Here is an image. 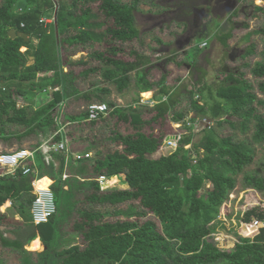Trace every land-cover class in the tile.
Wrapping results in <instances>:
<instances>
[{
    "label": "trees",
    "instance_id": "1",
    "mask_svg": "<svg viewBox=\"0 0 264 264\" xmlns=\"http://www.w3.org/2000/svg\"><path fill=\"white\" fill-rule=\"evenodd\" d=\"M148 1L60 0L56 6L54 0H0V139L50 136L49 151L42 146L33 150L40 177L53 180L57 207L48 222L35 225L31 211L35 174L18 169L11 175L0 167V225L30 229L24 240L21 233L10 239L0 231V246L19 251L22 264L31 263L35 252L25 245L38 237L45 249L36 252L37 264H56L55 257H60V264H264V226L253 236H240L233 249L219 248L212 240L213 227L230 205L238 183L245 192L264 194V174L246 172L256 156L254 145L264 146V114L258 111L264 99L244 71L227 72L215 90L202 85L201 99H195L193 89L186 91L194 112L191 120L206 117L214 125L202 130L198 142L193 132L184 133L176 150L162 153L163 140L175 131L157 134L146 128L168 120L170 114L171 121H184L189 114L178 111V105L180 95L186 94L167 90V72L158 82L151 79L154 64L148 55L132 48L133 59L121 56L126 43L141 41L135 12ZM253 6L264 19V5ZM236 15L237 11L231 14ZM43 17L55 19L46 24ZM13 30L30 39L19 34L13 37ZM257 34L264 36V25ZM232 37L233 30L218 35L225 47ZM96 44H104V49L88 55L99 65L76 71L74 67L86 60L73 56ZM255 51L251 43L245 56ZM260 56L250 73L264 93V44ZM98 73L120 93L133 85L137 98L123 107L102 95L109 93L105 87L97 86L94 94L80 87V78ZM157 85L163 87L166 99L152 106L141 103L140 93L153 91ZM36 89H51L52 98L39 106L32 104ZM19 98L26 104L19 106ZM76 98H83L88 106L107 102L111 111L88 121L86 109L75 114L67 111V104ZM64 101L66 110L60 116ZM225 122L243 135L252 131L250 140H241L235 133L218 135L215 125ZM68 124L71 129L64 131ZM66 140L68 153L52 149ZM188 144L191 148L186 149ZM101 175L124 177L128 187L103 190L97 180ZM123 204L127 206L119 207ZM247 204L238 210L237 224L264 221L262 205ZM98 206L115 207L113 213L119 218L107 219L110 211ZM150 213L151 217L144 218ZM67 235L80 237L82 244L58 250ZM1 262L6 261L0 251Z\"/></svg>",
    "mask_w": 264,
    "mask_h": 264
},
{
    "label": "rangeland",
    "instance_id": "2",
    "mask_svg": "<svg viewBox=\"0 0 264 264\" xmlns=\"http://www.w3.org/2000/svg\"><path fill=\"white\" fill-rule=\"evenodd\" d=\"M60 0H54L56 6ZM71 1V0H65ZM129 1V0H126ZM154 2V3H153ZM253 5H264V0H213L211 3H206L205 0H149L148 3L142 4L140 9L135 12L137 27L141 33V41L135 40L134 42L125 44V52L121 54L124 59H133L130 54V50L137 49L139 52L148 55L154 64L151 73V79L159 81L162 73H168L167 90L170 91L174 87L180 92H184L186 96L180 95L181 103L178 105V111H183L188 117L194 115L193 109L190 106L187 98L186 91L191 89L195 92V99L200 98L199 87L202 85H210L213 90L222 84L223 79L227 72L230 71H244L246 77L251 81H254L256 92L259 98L264 99V93H260L257 89V79H255L250 73V68L253 66L256 60L260 59V51L263 48L264 36L257 34V30L264 25V19L260 12L254 10ZM94 8H97V4H94ZM238 12V15L232 17L233 12ZM233 21V22H232ZM233 30V37L229 40V46L225 47L218 35L224 32ZM158 39L162 40L159 42ZM203 41H208L207 47H201ZM37 42V40H35ZM251 43L256 46L255 54L246 55L247 49L251 46ZM25 50V47H23ZM96 49H104V44H96L90 46L86 51H80L73 56V59H80L84 57L86 63H79L74 68L76 71H80L89 66L99 65V62L89 57V52ZM62 52V51H61ZM63 57L66 58V53L63 52ZM168 58L173 60L169 61ZM33 59H30L32 62ZM134 75V73H133ZM80 87L94 94L97 86L105 87L109 90L102 95L106 96L110 101H114L116 104L127 107L133 103L137 98L136 88L131 85L120 93L115 84L104 80L101 75L91 74L88 78L79 80ZM154 91V100L162 97L163 87L157 85ZM152 91V92H153ZM99 94V93H98ZM96 94L95 96H97ZM140 101L142 102L143 95L140 93ZM52 98L50 90L36 89L35 95L31 100V103L39 106ZM24 98H19L18 104L22 106L26 104ZM62 102L60 106V116L63 111L67 109L71 113H79L85 110L88 103L83 98L71 99L70 103ZM149 105V104H146ZM258 111L264 114V105H258ZM173 114H170L169 119L166 121H157L147 126L146 130L154 131L157 134L172 132L176 125L171 124ZM230 117V116H226ZM231 119H238L237 117H231ZM71 125H65L62 129L68 131L71 129ZM183 127V126H182ZM179 128L181 131L189 129L187 127ZM215 131L218 135L234 134L239 139L250 140L252 131L248 135H243L240 129H233L230 124L225 122L223 126L215 125ZM191 131L194 133V141L198 142L204 132L202 129L196 128ZM11 130H21L20 128L11 127ZM50 136L44 134H34L28 136L22 140L12 137L8 140L0 139V152H6L16 150L19 148H27L30 150L36 147H44L45 151H49L50 148L46 145ZM68 139V138H67ZM69 141V140H68ZM256 147V156L254 162L246 168V172H258L264 174L262 168V162L264 160V146L254 145ZM52 149H54L52 147ZM162 152V151H161ZM32 160L35 161V165H38V155L34 152ZM38 168V167H37ZM242 176H240L241 180ZM116 179V177H114ZM52 180L50 181V183ZM117 182V181H116ZM124 177L119 178L120 187H128V184L123 183ZM244 189L240 183L236 187L233 195L232 202L228 205V208H224L222 211V217L220 218L214 229L212 230V236L214 243L218 246L226 244L227 247H220L222 249H233L234 241L232 237H226L225 235H232L239 238L240 236L235 233L237 228V219L239 214L238 210L243 209L244 205L254 206L261 204L264 208V194H259L255 190H248L244 193ZM256 199H258L256 201ZM10 204L2 207L4 210ZM126 204L119 207H126ZM97 209L103 211H110L107 219H118L113 210L115 207L98 206ZM151 217V213L144 218ZM0 231L6 238L14 239L21 233L24 240L30 233L28 228H17L15 226H2L0 225ZM17 231V232H16ZM221 231V232H220ZM222 233V239L217 240L215 233ZM20 235V236H21ZM218 243V244H217ZM75 244H82L80 237L75 235H67L60 242L57 247L58 250L67 249ZM230 244H232L230 246ZM43 245V244H42ZM29 244L25 245V249L31 252H35L31 255V263L37 264L38 255L36 252L42 250H32ZM2 257L5 259V264H22L23 257L19 251H14L9 247L0 246ZM56 258V264H60V257ZM0 264H3L1 262Z\"/></svg>",
    "mask_w": 264,
    "mask_h": 264
},
{
    "label": "built area",
    "instance_id": "3",
    "mask_svg": "<svg viewBox=\"0 0 264 264\" xmlns=\"http://www.w3.org/2000/svg\"><path fill=\"white\" fill-rule=\"evenodd\" d=\"M54 17H43L41 19L42 22L50 23L54 21ZM207 45V42L204 41L201 43V47H205ZM24 51V49L22 48ZM26 50V47H25ZM143 94V93H141ZM142 102L154 105L156 101L152 97L146 99L144 96L142 97ZM88 121H97L101 119L102 117L106 116L110 111V107L108 106L107 102H95L91 103L87 108ZM191 117H186L184 121L181 122H174L173 125H176L174 129V133L169 135H177L178 139L174 138H165L161 145V151L164 154L172 153L174 150H176L178 146L179 139L181 138L182 134L192 132V130L198 129H204V128H211L214 125V121H212L209 118L206 117H198L194 120H191ZM188 127L189 129L181 131L179 128L181 127ZM182 127V128H183ZM168 135V136H169ZM53 150H64L66 153L69 152V147L67 140L66 141H60L56 143L53 146ZM186 149L191 148V144H188L185 146ZM34 150H30L27 148H22L18 150H11L6 152H0V167L5 169L6 174L15 175L18 169H22L24 174H35V181L33 183L34 190L36 197L32 205V217H33V223L35 225H39L42 223H46L49 221V219L56 213L57 207H56V201H55V195L51 188V184L53 183V180L51 183H49L47 186H43V182L45 178L40 177L39 170L35 165V161L32 160V156L34 154ZM87 157L92 156V154H86ZM78 158H81V156H77ZM67 175L64 174V178H66ZM116 177V179H114ZM119 178H122L118 175H101L97 178L99 185L101 189L106 190L107 188L115 185H119ZM117 181V182H116ZM245 193V191H244ZM231 194V199H232ZM232 202V201H231ZM230 202V204H231ZM224 215L223 217H225ZM222 216L220 218H223ZM237 224V223H236ZM264 226V221L255 219L251 223H241L237 224V228H235V233H237L239 236L242 237H248L253 236L254 234H257L260 231V228ZM221 232V231H220ZM215 233L218 236H221L222 233ZM226 237H232L234 246L239 241V238L232 235H225ZM217 240L222 239L221 237L216 238ZM218 244V243H217ZM223 245V246H222ZM222 247H227L226 244H222ZM218 246H220L218 244ZM220 246V247H221Z\"/></svg>",
    "mask_w": 264,
    "mask_h": 264
},
{
    "label": "bare ground",
    "instance_id": "4",
    "mask_svg": "<svg viewBox=\"0 0 264 264\" xmlns=\"http://www.w3.org/2000/svg\"><path fill=\"white\" fill-rule=\"evenodd\" d=\"M146 99L152 97L153 92L152 91H144L142 94ZM50 182H47V180L44 179L43 186H47ZM42 240L40 238L34 239L30 244L29 248L32 250H41L43 249Z\"/></svg>",
    "mask_w": 264,
    "mask_h": 264
},
{
    "label": "water",
    "instance_id": "5",
    "mask_svg": "<svg viewBox=\"0 0 264 264\" xmlns=\"http://www.w3.org/2000/svg\"><path fill=\"white\" fill-rule=\"evenodd\" d=\"M17 34H19V35H22V36H25L26 37V39L27 40H29L30 39V36L28 35V34H24V33H17L16 31H12V36L13 37H16L17 36ZM167 138H174V139H178V136L177 135H169V136H167ZM44 249H45V247H44Z\"/></svg>",
    "mask_w": 264,
    "mask_h": 264
},
{
    "label": "crops",
    "instance_id": "6",
    "mask_svg": "<svg viewBox=\"0 0 264 264\" xmlns=\"http://www.w3.org/2000/svg\"><path fill=\"white\" fill-rule=\"evenodd\" d=\"M204 42V41H203ZM207 42V45L205 46V47H207L208 46V41H206ZM177 89H176V87H174L172 90H170V92H173V91H176ZM153 94H154V91H153ZM154 96V95H153ZM166 95L165 94H162V97L161 98H159V99H155L154 101H156V102H158V100H164V99H166ZM154 99V98H153ZM175 122V121H174ZM174 122H171V124H173ZM45 180H47V182H50L51 181V179H48V178H45ZM8 204H10V203H8ZM38 238H40V237H38ZM42 250V249H41Z\"/></svg>",
    "mask_w": 264,
    "mask_h": 264
}]
</instances>
